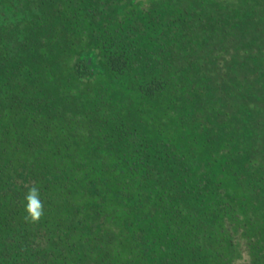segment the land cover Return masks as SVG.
I'll list each match as a JSON object with an SVG mask.
<instances>
[{"label": "trees", "instance_id": "1", "mask_svg": "<svg viewBox=\"0 0 264 264\" xmlns=\"http://www.w3.org/2000/svg\"><path fill=\"white\" fill-rule=\"evenodd\" d=\"M23 2L0 0V68L52 39L71 93L108 88L77 98L103 120L94 143L92 125L53 131L46 105L33 114L3 91L0 264H264V0ZM46 66L43 81L37 65L11 69L33 78L26 98L56 86ZM53 133L80 142L55 148ZM32 185L38 223L24 219Z\"/></svg>", "mask_w": 264, "mask_h": 264}, {"label": "rangeland", "instance_id": "2", "mask_svg": "<svg viewBox=\"0 0 264 264\" xmlns=\"http://www.w3.org/2000/svg\"><path fill=\"white\" fill-rule=\"evenodd\" d=\"M20 1H24L23 3H25L26 0H7V2H9L13 6H17V7H18V4H19ZM23 9L24 10H29L24 5H23ZM13 15L14 14H12V13L9 14V16H13ZM4 17L8 18V16L6 14L4 15ZM17 17H18V15L15 14V19H10V21L17 23L19 21L17 19ZM4 23H5V20H4ZM6 28H7V30L5 32H7V34H12L13 33V31H12V29H10V27H6ZM15 29L18 30L17 27ZM15 29H13V30H15ZM23 31L24 30H22L20 28L19 29V35L20 36L19 37L16 36V35L13 36V37L9 36V39L13 40L18 45H20L22 43V40L27 38V36L24 34ZM55 33H56V31L54 32V34ZM52 35H53V32L49 36L51 37ZM61 37L64 38V41L67 40V37L65 35H61ZM31 42L32 41L30 40V43L28 44V46L30 44L31 45L33 44V47H34L33 54L30 53L29 56L24 54V55H19V57H18L17 54L14 53V57H15V59H17V61L14 62V63L5 62L4 65H6V66L3 67V68H0V71L3 72V74L5 76L4 80L8 81L6 83H2L4 81H2L3 78L0 77V90L2 91V92L0 91V115H2L0 117L3 120V125H0V130H3V128L6 129L5 127H7L6 131L9 130V135H10V131H11V128H12V127H10V129H9L10 123L9 124L7 123V118H5V114H4V110H3L4 108L2 106V102H4V101L1 98H2V96L4 94L3 91H5L6 94H4V95L5 96L10 95L9 96L10 100L16 99V101H18V102L21 101L22 104L23 103H29L27 105H30V103H31L30 106H32V107L30 108V111H33L32 112L33 114H36L39 109H43L44 108L43 110H45V107H46V110L48 111L47 112L48 115L46 117H40V118L42 120L44 119L46 121L45 125L48 126L47 128L51 129V130L53 129V131L55 130L56 126H60V127L64 128V129H66L68 131V134H70L71 136H73V135L77 136L76 134L81 132L80 128L87 129V125H92V129L89 128L88 130H95V132H96L95 135L96 136L91 137L89 139V141L94 143V140H98L97 138L100 137L99 133H97V132H99V131H97V129H98L99 125L102 124L101 122L103 120L100 119L99 117H97L96 115H94L93 112H91V110H88V106L89 105H87V103H85L84 101L78 103L79 100L77 98L81 99V97L83 98L85 96L84 98L89 99L90 98L89 94H92L90 92H96L97 90L99 92H101V91L105 92V91H107L106 89L108 87H104L101 84L96 86V90L94 88H92V87H82L83 89L79 87L76 90L78 93H75V94L71 93L72 87L73 88L76 87L74 84H72L73 82H75V80L72 78V76H71L72 80H69V79H71L70 78V74H67L66 68L64 66L63 67L60 66V67L57 68L58 65L53 67L54 64L50 63L51 60H53V61L56 60V58H55L56 54L54 53V51H55L56 48H58L60 46L59 44H61V43L59 42V44H57L54 41H52V39H48L45 42H41V41H38L36 38H33V42L32 43ZM16 48H18V47H16ZM12 49L13 48H10V46L4 47V50H5L4 53H6L8 55V57H9L10 55L13 54V53H11ZM43 50H44V52H43ZM45 51H47L48 54H46L47 52L45 53ZM6 60H10V59L8 58ZM20 64L21 65L29 64L31 68L32 67L34 68L37 65V67H36L37 71H38V69L39 70L40 69H44L43 74L46 73L47 70H49V68H47L46 65L51 67V72L52 73H54L55 69L57 68L56 69V74H55L56 75V77H55V81H56L55 85L56 86H52V88L49 89L51 91L52 90H54V91H52L49 95H47V97H48L47 100H46V98H43V97L48 93L49 90H48V87L46 88V86H44L43 84H41V86H37V88H35V91H34L33 94L36 97L34 98V100H30L31 99L30 97L26 98L29 95V93H32V92H30V89L26 88L27 81H29L30 79H33V78H31V76L26 77L27 75H25V77L24 76L21 77L19 74L22 71H19V73H17L16 75L11 72V69L13 67H16V66H18ZM99 64L101 65L100 62H99ZM23 73L26 74L27 72L23 71ZM48 73H50V70H49ZM46 74H44L45 78H41L42 81L47 78L48 75H46ZM27 78H29V79L27 80ZM35 78L38 80V77H35ZM35 78L33 80V84L34 85L40 83L39 82L40 79L35 83ZM61 91L66 93L65 96H68L67 97V99H68L67 103L66 102H61L57 98L58 97V93L61 92ZM54 92H55V94H53ZM39 94H40V96L42 94V96L40 97ZM115 97L116 96L113 95L112 99H111V96L109 97V99H105V98L102 99V102H101L100 106H102V105L110 106V104H111L110 102H112V100H114V101L117 100ZM37 102L40 103V104H37ZM98 102L100 103V101H98ZM9 103H10V101H9ZM57 103H59L60 105H58ZM73 103L75 105L79 104V106H73L72 107ZM44 105H46V106L44 107ZM102 108L104 109V106L100 108V110H99L100 112H101ZM123 108H124V106H123ZM56 109L59 110L60 112L58 111V113H56L57 112ZM120 109H121V107L118 108V110H120ZM87 114H89V116H87ZM54 116L56 117V120L53 119ZM57 117H58V119H57ZM12 121H13V119H12ZM45 121H44V123H45ZM35 122L37 123V125L39 124V122H37V120ZM89 122H91V123H89ZM17 125H18V127L22 126V125H19V124H17ZM12 126L15 127V125H12ZM40 128L41 127L39 126V127H36L35 129L39 130ZM36 133L33 134L34 137H33V139H31V142L33 143V145L37 144L38 146H42L44 144L45 140L43 138H40L39 135L36 134ZM53 136H54V140L55 141H54V143L51 142V145H53L56 148V144H59L60 146H62V144H64V145H66L65 149H67V151L68 150L70 151V147L68 148L69 144L72 145V146L73 145L76 146L77 143L80 142V141L78 142L77 139H75L73 137L71 139H69L67 137L64 138V135L63 136L61 135V136L56 138L55 137V133H53ZM8 138H10V137L8 136ZM70 140H71V142H70ZM2 144H3V142L0 143V145H2ZM79 146L80 147L81 146H85L84 148H86L88 146V144H82V145L79 144L78 147ZM84 148L81 147V149H84ZM93 155H96V154L94 153Z\"/></svg>", "mask_w": 264, "mask_h": 264}, {"label": "clouds", "instance_id": "3", "mask_svg": "<svg viewBox=\"0 0 264 264\" xmlns=\"http://www.w3.org/2000/svg\"><path fill=\"white\" fill-rule=\"evenodd\" d=\"M26 204L24 206L26 215L24 219L31 223H38L44 215V205L40 198L39 188L32 185L25 195Z\"/></svg>", "mask_w": 264, "mask_h": 264}]
</instances>
